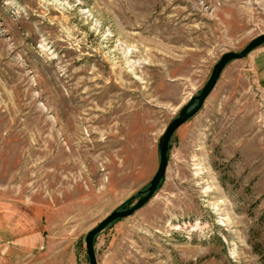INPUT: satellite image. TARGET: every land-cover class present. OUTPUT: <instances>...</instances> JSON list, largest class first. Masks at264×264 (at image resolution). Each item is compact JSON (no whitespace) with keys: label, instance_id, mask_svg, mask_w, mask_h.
Instances as JSON below:
<instances>
[{"label":"rangeland","instance_id":"374dc122","mask_svg":"<svg viewBox=\"0 0 264 264\" xmlns=\"http://www.w3.org/2000/svg\"><path fill=\"white\" fill-rule=\"evenodd\" d=\"M262 33L264 0H0V202L36 214L34 264H89L86 234L144 195L167 125ZM93 244L97 264H264V43Z\"/></svg>","mask_w":264,"mask_h":264},{"label":"water","instance_id":"95a60500","mask_svg":"<svg viewBox=\"0 0 264 264\" xmlns=\"http://www.w3.org/2000/svg\"><path fill=\"white\" fill-rule=\"evenodd\" d=\"M264 43V33L256 36L252 40L248 42V44L240 51V52H232L228 51L224 53L221 58L216 62V64L213 66L210 76L203 86L200 93L192 98L187 102L186 105L183 106L181 112L179 113L178 117L174 118L165 128L159 142V162L156 169L155 174L153 175L149 186L146 189V192L144 195L139 198L133 205H131L128 208L125 209H117L110 214H108L103 220H101L94 228H92L85 236V248L86 253L88 256L89 264H97L95 250H94V244L93 240L95 235L100 232L102 229H104L108 224H110L112 221L126 217L131 215L134 211H136L138 208L143 206L154 194L157 186L159 185L161 179L164 176L166 166H167V150H168V144L171 135L173 134L174 130L183 122H185L188 118L193 116L202 106L205 98L208 96V94L211 92L212 88L214 87L222 69L224 66L233 59H238L244 57L246 54H248L251 50L256 48L257 46ZM196 101L195 105L191 106V104Z\"/></svg>","mask_w":264,"mask_h":264},{"label":"crops","instance_id":"0c3cea01","mask_svg":"<svg viewBox=\"0 0 264 264\" xmlns=\"http://www.w3.org/2000/svg\"><path fill=\"white\" fill-rule=\"evenodd\" d=\"M37 222L36 214L29 208L11 207L0 202V264L47 262L44 256L39 259L34 254L41 241L37 234Z\"/></svg>","mask_w":264,"mask_h":264}]
</instances>
